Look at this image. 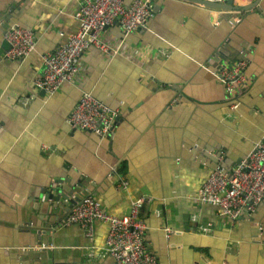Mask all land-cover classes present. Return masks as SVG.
Instances as JSON below:
<instances>
[{
	"label": "crops",
	"instance_id": "0c3cea01",
	"mask_svg": "<svg viewBox=\"0 0 264 264\" xmlns=\"http://www.w3.org/2000/svg\"><path fill=\"white\" fill-rule=\"evenodd\" d=\"M232 1L257 7L238 12L149 0L153 17L145 28L127 35L117 25L105 28L99 38L110 52L89 48L73 82L46 95L34 83L42 55L77 30L74 15L83 0H0V264L20 262L15 249L42 251L23 248L24 233L30 216L42 223L43 200L34 198L63 167L88 178L82 188L112 215H128L138 197L148 198L140 217L157 264H264V199L234 224L195 199L216 166L209 155L220 152V167L229 172L264 134V0ZM13 12L15 25L35 39L23 61L3 53L1 27ZM238 57L247 63V85L230 100L213 72ZM82 92L117 111L107 138L69 127ZM61 202L52 210L64 224L47 259L56 249L66 258L61 264H115L104 248L107 226L96 222L89 238L66 224L68 204ZM34 205L37 211L29 212Z\"/></svg>",
	"mask_w": 264,
	"mask_h": 264
},
{
	"label": "built area",
	"instance_id": "2783aa9c",
	"mask_svg": "<svg viewBox=\"0 0 264 264\" xmlns=\"http://www.w3.org/2000/svg\"><path fill=\"white\" fill-rule=\"evenodd\" d=\"M203 1L222 4L227 0ZM152 17L149 0H132L129 5H124L122 0H83L74 15L77 30L54 51L42 55V75L35 80V86L46 95L56 93L73 82L79 70L77 62L89 48L103 54L110 52L109 46L99 38L105 28L117 25L127 35L145 28ZM4 39L9 44L4 53L7 60L23 61L35 50L30 29L11 27L5 32ZM246 66L244 60L223 62L213 72L230 100L241 94L247 85ZM236 108L237 105L230 101V109ZM116 116L117 111L92 93L82 92L67 123L72 130L88 131L104 139L110 136ZM219 163L220 158L215 169L198 186L195 199L201 205L216 208L234 224L242 212H254L264 199V134L229 172H225ZM147 201L148 198L142 195L132 203L128 215L116 216L105 211L93 196H83L71 209L66 224H77L92 238L95 223H104L107 226L104 248L115 264H157L143 237L146 226L140 210ZM165 231L171 233L168 228ZM219 264L227 262L223 260Z\"/></svg>",
	"mask_w": 264,
	"mask_h": 264
},
{
	"label": "water",
	"instance_id": "95a60500",
	"mask_svg": "<svg viewBox=\"0 0 264 264\" xmlns=\"http://www.w3.org/2000/svg\"><path fill=\"white\" fill-rule=\"evenodd\" d=\"M188 3L201 5L205 8H215V9H235L238 12H244V11H250L255 4L248 5L247 7H233L232 0H227L222 4L218 3H211L206 2L203 0H182ZM259 1V0H258ZM11 10V7H10ZM16 12H13V14L8 18L6 21V25H3L1 29L3 30V33L5 34L6 31L10 29V27H15V21H14V15L16 16ZM9 17V16H8ZM10 21H14L10 22ZM4 52L5 53L9 49V44L5 41L4 42ZM244 57H238L237 60H241ZM235 61V60H234ZM212 157L211 159L217 162L218 158L221 156V153H214L213 155H209V157ZM222 167L225 169L224 165L222 164ZM62 170L63 173H60L55 176V179L53 181H49L46 186L42 187L41 190L38 193V196L34 199L37 201L42 199L43 203L39 206V212L37 213V218L40 220V223L38 226L34 225L33 217H29V221L32 222V224H29L30 226L26 227L25 229V236L28 238L27 245H24L23 248H27V246H32V244L36 246H42V251L37 252L26 249H15L14 252H20V254L24 257L20 259V262L13 263V264H26L24 263L26 260H39L42 264H61L66 258L61 252L53 250L51 252V255L47 259V247L51 245L52 243L56 242L57 238L55 236V233L57 230L60 229V227L64 224L62 221L63 219L55 217V212L52 210L56 208L57 206L62 203L61 201L64 200L66 204H68V210L69 213L73 206L81 200L83 196L89 195V192H92L91 189H83L88 188L87 185L85 186L86 182L88 181V178L84 176H79L77 171L74 172H68L66 170L67 167H63ZM226 172V170H224ZM68 173L67 177L66 174ZM83 187V188H82ZM83 189L80 191V189ZM37 211V206L34 205L33 209H29V212L35 213ZM61 214V213H60ZM42 220V221H41ZM28 224V222H27ZM42 224V225H41ZM53 233L51 234V232ZM54 234V235H53ZM55 247V246H54ZM11 253V251H10Z\"/></svg>",
	"mask_w": 264,
	"mask_h": 264
}]
</instances>
